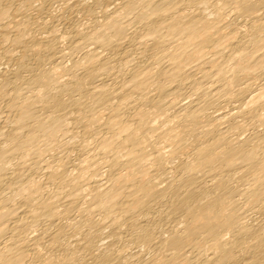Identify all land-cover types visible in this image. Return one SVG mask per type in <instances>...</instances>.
Returning a JSON list of instances; mask_svg holds the SVG:
<instances>
[{
    "label": "bare ground",
    "instance_id": "obj_1",
    "mask_svg": "<svg viewBox=\"0 0 264 264\" xmlns=\"http://www.w3.org/2000/svg\"><path fill=\"white\" fill-rule=\"evenodd\" d=\"M0 264H264V0H0Z\"/></svg>",
    "mask_w": 264,
    "mask_h": 264
}]
</instances>
